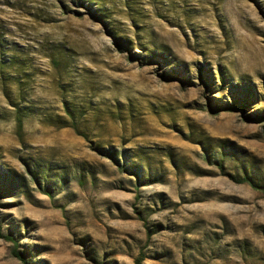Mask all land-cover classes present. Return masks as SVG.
Here are the masks:
<instances>
[{"label": "rangeland", "instance_id": "1", "mask_svg": "<svg viewBox=\"0 0 264 264\" xmlns=\"http://www.w3.org/2000/svg\"><path fill=\"white\" fill-rule=\"evenodd\" d=\"M0 168V264H264V0H0Z\"/></svg>", "mask_w": 264, "mask_h": 264}, {"label": "trees", "instance_id": "2", "mask_svg": "<svg viewBox=\"0 0 264 264\" xmlns=\"http://www.w3.org/2000/svg\"><path fill=\"white\" fill-rule=\"evenodd\" d=\"M118 48L120 51H124V49H125V47H123V44L120 42L118 43ZM65 110H66V114L68 115V117L72 121V123L69 124V126L76 129L77 132H80L79 128L77 127L78 123L76 121L75 113L67 105H65ZM237 110H240V108L236 107V106L227 107V108L222 109V111H225V112H235ZM30 112H32V111L29 108L17 107L16 121H17L18 128L20 131L22 130V127H23L24 114L30 113ZM61 120L63 122V119H61ZM62 126H68V124L63 122ZM95 150L101 156L111 160L116 166H118L122 170H124L130 174L138 176V171H134V172L131 171V169L128 168L127 164L125 163V162H127V159H128L126 151H122L119 154L118 151L113 150V149L106 150L104 148L98 147V148H95ZM123 160H125V161L123 162ZM28 166H29L28 174L33 178V181L40 186L42 185V183L44 181V186L47 189L49 196H51L52 198L54 195L53 191H52V184H54V182H56L57 184H61V186H64V185H66V183H68L69 177H68V174L66 173V171L64 170V168L56 169V166H54L52 164L46 165V164H41L38 162L29 163ZM52 178H54V179L56 178L57 180L50 181V179H52ZM79 179L82 182L83 179L82 178H79ZM237 182H239V183L249 182L254 188H258V189L262 188V187H260V185L254 184L249 178L237 180ZM9 186L15 190L26 189V179L24 176H22V175L18 176L16 173H13V172L6 174V172H4L3 169L0 168V196L5 194V191L10 190ZM5 239L12 242L15 245L14 249H13L14 257L25 262V257L23 255V253L18 250L19 244L17 243L16 239L14 237H11V236H6Z\"/></svg>", "mask_w": 264, "mask_h": 264}]
</instances>
